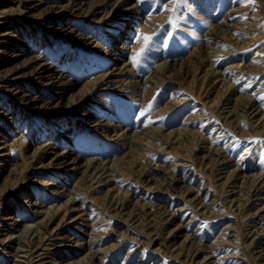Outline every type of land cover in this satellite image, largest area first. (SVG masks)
<instances>
[{
    "label": "bare ground",
    "instance_id": "6f19581e",
    "mask_svg": "<svg viewBox=\"0 0 264 264\" xmlns=\"http://www.w3.org/2000/svg\"><path fill=\"white\" fill-rule=\"evenodd\" d=\"M257 1L261 9H255L260 11L254 13L255 19L233 20V10H248L254 3L232 0L225 16L210 22L204 44L196 50V64L174 71L175 64L163 62L155 76L142 75L138 79L146 85L142 99L171 81L181 88L174 90L158 112H170L191 94L204 102L195 116L204 119L210 117L209 112L233 133L263 136L264 102L257 105L245 84L246 88H238L241 78L234 73L247 67L261 74L264 62L233 63L227 71L218 65L219 58L257 39L254 23L258 14L264 23V0ZM142 3L0 0V264H144L148 254L162 257L160 264L168 257L179 264H225L227 259V264H264V167L250 170L241 155L229 153L227 146L234 138L221 145L222 129L216 130L218 137L214 132L206 135L186 125L191 116L183 126L168 130L149 125L148 119L135 133L120 131L122 127L115 122L91 116L87 102L98 98L112 81L120 82L117 88L127 86L131 81L123 75L132 79L140 74L139 60L134 63L132 58L145 47L143 39L136 41L127 61L118 66L106 61L103 72L79 84L77 90L78 80L63 65L69 57L71 62L78 58L79 47L90 46L106 51V55L114 52L116 59L124 57L126 50L113 47L120 28L115 20L129 17ZM165 9L158 15L147 7L138 32L148 35L156 29L171 13L169 3ZM209 16L206 22L211 20ZM75 18L85 25L77 24ZM109 22L107 39L99 40L94 25ZM259 34L264 37V31ZM263 53L264 48L259 51L260 56ZM224 71L233 77L227 79ZM213 92L212 101L206 100ZM137 95L128 98L134 100ZM103 102L111 106L108 99ZM69 115L81 118L79 123H68ZM61 116L64 120L59 121V128L49 125ZM81 125L100 130L103 139L134 146L136 157L129 151L112 161L95 156L82 160L80 152L66 144L81 130L87 132ZM111 128L113 133H108ZM55 131L61 132L54 140ZM30 133L34 134L32 140ZM158 153H173L176 158L168 166L160 165L155 160ZM124 163L129 165L123 168ZM179 166L201 173L200 183L188 181L186 174L178 172ZM163 197L164 202L158 201ZM175 201L180 202L177 208L172 205ZM185 218L189 221L183 224ZM202 218L228 221L216 238L206 242L201 233L190 232L191 222ZM112 236L115 240L106 244ZM128 240L134 243L125 248ZM136 252L141 253L139 257Z\"/></svg>",
    "mask_w": 264,
    "mask_h": 264
},
{
    "label": "rangeland",
    "instance_id": "374dc122",
    "mask_svg": "<svg viewBox=\"0 0 264 264\" xmlns=\"http://www.w3.org/2000/svg\"><path fill=\"white\" fill-rule=\"evenodd\" d=\"M231 2L232 0H143L142 6L138 10L134 11L132 15H130L127 18L126 16H124L125 19L115 20L116 22L118 21L120 28L118 29V33H119L118 37L114 36L115 39L113 41V47L115 48V50H118V51L126 50V54L124 57L122 56L116 59V56H114V52L112 53L109 52L108 53L109 55L108 54L106 55V51L93 50V49H90L91 48L90 46H87L88 48L79 47L77 50L78 58L75 60L73 59L71 62V58L69 57L66 60V62L63 64L65 68L70 69V71L74 74L76 80H78V87L76 86L75 88L76 90L77 88H79V84L82 86L86 80H89V78H92L96 74H101L104 68L103 64H105L106 61L110 63H115L118 66V65H121L123 61L128 60V56H129V52L131 48L134 47V45L137 44L136 41L139 40V39H136L137 36L139 37L143 33V32L142 33L138 32V28L140 26V21L143 20L146 16L145 14L147 12V7H151L153 9L152 13L160 15L161 13L166 11L165 5L167 3H169V6H171V13L168 15V18L162 21L159 24V26L156 27V29H154L151 33L150 32L148 33V35L151 36L152 39L151 41H149L148 47L146 51L144 52V54L139 58L138 66L141 71L140 74L135 76L137 78L133 77L132 79H130L128 75L121 74L125 78L131 81L127 83L128 88L127 86L122 87V88L118 86L119 88H117L116 86L120 85V82L112 81L109 88L102 90V93L99 94V97L97 96L98 98H94V100L92 99L90 102H87L86 106L90 107L91 116L98 117L96 119H101V120L104 119L103 120L104 122H106L107 120L109 122H115L116 124L120 125V127H122L120 131L124 129L123 131H128L130 133L138 132L135 129H140L144 125H146L148 123V119L151 120L150 123L154 121L153 124L149 123V125H156L157 127H161L166 130L178 129L180 126H183L184 122L189 119V116H191L193 117L192 121L190 120L189 122L188 120V123L186 125L200 129L201 131L203 130L204 134L206 135H210L211 133L214 132L213 134H216V137H218L217 134L222 129L221 133L224 135V137L221 138L222 139L220 141L221 145L226 144L227 140L231 142V140L234 138L233 143L227 146V150L231 154L234 152L233 155H241V157L244 158L243 165L246 168L252 170V169L258 168L259 166L264 167V135L249 137V136H245L242 132L239 133L236 131V133H233L231 128L228 129L226 125H222L224 124L222 120L217 119L214 115L211 116L212 113H209V112L207 116H210V117H206L202 119L198 117V115H196L197 116L196 118L195 114L196 112L199 111V108L202 107V104L204 102L203 100H198L197 98L193 97L190 93H189L190 97L188 96L187 99L182 102V104L179 103L178 105L175 106V108L170 110V112H167L165 114L160 113L162 107L170 100L172 94L174 93V90L179 89L181 87L179 86V84H173V82L169 81L165 83L164 85L160 86L158 89H156L155 90L156 92L154 91L151 97L147 99H142V95H144L143 94L144 92L142 91H144V88L146 87V85H144L143 82L138 80L142 77V75L143 76L148 75L151 77L155 76L156 73L158 72V65L163 62H167L172 65L175 64V66H173L175 67L174 71L180 70L181 66L190 67L193 64H196V61L199 59V55L196 50H198L199 47H201V45L204 44V38L206 37V34L209 30L210 22L218 21L221 17H224L226 12L231 9ZM256 8L261 9V5L259 1L257 0H255L254 4L248 10H244V11L233 10V12H231L232 17H234L233 20L243 18V20L245 21H250V19L254 18L253 15L257 11V10L255 11ZM208 10L211 13L210 16L208 15ZM257 12L260 14V11H257ZM259 14L256 17L258 20H256V22L254 23L255 27L252 25V27H254L253 30L255 31V32L253 31V35L255 34L254 36H257V39L255 40L256 42L254 41L255 44L253 43L251 45H248L245 48L239 49V51L236 50L237 53L234 52L235 54L231 53L229 54V56H224L222 58H219L220 61L218 60V63L220 64L218 65L219 67H222V70L223 69L226 70L227 66H230L233 63L238 64V62L242 66L247 65L251 62H255L256 60L257 61L262 60L264 62V53L261 54V56L259 54V51L262 48H264V43H262L264 42V37L263 36L261 37V35L259 34L262 31H264V25H263L264 23L263 24L261 23V20L259 18L262 16ZM207 16L211 18L209 22L205 21V18ZM72 20L74 19L71 18V21ZM75 21L78 22L77 24H80V18H75ZM84 25H85V22L83 21V23L80 24V26H84ZM108 25H112V22H109L106 24H95L94 25V32H96L97 36L99 37L98 38L99 40L105 41L107 39L108 36H106L107 35L106 27ZM256 26L257 27L259 26V27L256 28ZM260 27L262 29H260ZM121 45H124V47H122ZM139 50H137L136 53ZM256 57H259V58H256ZM89 58H91L92 61L89 60ZM223 76H225L227 79L228 78L231 79V77H233L232 74H229V72H225V71H224ZM235 76L237 79L241 78L239 79L240 81H238L239 86L237 87L246 88L244 86L245 85L248 86L247 91L253 94L252 96H253V99L255 100V103L257 105H260V104L262 105L264 102V99L263 100L261 99V96L264 94L263 93L264 87H262L264 86L263 85L264 84V72H261V74L260 72L259 73L252 72V70H248V68L245 67V71H241V70L235 71L234 77ZM253 77H255L256 79ZM244 81L247 83H245ZM259 87H260V90L258 89ZM121 89H123V91H121ZM258 90L261 91L260 92L261 94L257 92ZM137 93H138V95L136 96L137 98L135 97L134 100H130L128 98L129 95L137 94ZM215 94H216L215 92H213L212 94H209L206 100L212 101ZM106 99H108V103H110L111 106H106V103L103 102V100H106ZM149 106H151L150 110L146 111L149 109ZM195 109L197 110L194 111ZM158 110L160 111L158 112ZM192 112H195L194 116L191 115ZM141 113H146V114L141 115ZM157 115H159L160 117ZM56 119L57 121L51 120L49 122V125L51 124V127L54 126V129L59 128L61 126V124L59 123H62L59 121L64 120L62 116L56 117ZM68 119H69L68 123L70 122L79 123V119L81 118H77L72 115H69ZM93 119H95V117H93ZM199 122L202 125L204 124V126H202ZM208 122H211V123L208 124ZM214 125L216 126L215 128H213ZM80 128L86 130L87 132H84L81 130L77 138L70 139V141L66 142V144L67 145L71 144L70 146H68V149H73L74 151L80 152V155L82 156V160H86V158L95 156V157H98L102 161L107 160V159L112 161V160H115L119 156H123L125 153L129 151L131 152V155H133V153H135L136 151V148L134 146H131L130 144L121 143L117 141H110V140L101 138L100 130L97 131L95 130V128L92 129L90 127H87V125H81ZM209 128L212 130H210ZM216 130H218V132ZM61 131H55V134L53 136L54 140L58 138L57 137L59 136L58 132H61ZM209 131L211 132L208 134ZM222 131L224 132L226 131L227 133L226 132L224 133ZM82 132L85 133L83 137L81 135ZM107 132L113 133L112 128L109 129ZM102 133H105V132H103L102 130ZM33 137H34L33 133H30L28 136L29 140H32ZM136 137H138V135ZM236 139H237V142H236ZM33 149L34 148H31L29 151L32 152ZM179 155L181 156V154ZM153 156H156V155H153ZM135 157H136V153H135ZM129 158L131 157L128 155V159ZM173 158L174 159L176 158L175 154L173 153L171 154L170 153L168 154L158 153L157 156L155 157V160L157 159L156 161L160 162V165L166 164V166H168L170 162L174 160ZM125 165L128 166L129 164L124 163L122 164V167L123 168L126 167ZM187 169H190V168L179 166L178 172H182L186 174L187 180L189 181L190 179L194 185L199 184L201 181V176H202L201 173L196 174L194 173L195 172L194 170L191 171ZM162 174L163 173H160L158 174V176H162ZM73 179L74 181H76L77 177L73 176ZM124 184L130 185L129 182H125ZM212 193H214V190ZM210 196H212V194H210ZM165 198L166 197H163V199H158V201H161V200L163 201ZM167 202H170V201L167 200ZM179 204L180 202H176V201L173 202L172 204L174 206L173 208H177ZM230 217L228 218L230 219ZM228 218L226 219L227 221H228ZM222 219L224 218H221V219L211 218L207 220H203L202 218L201 220L200 219L193 220L190 224V232L191 233L197 232V234L201 233L200 236L203 235L204 237L203 236L202 237L206 239V242H209L213 240L214 238H216L217 232L221 231L220 230L221 227L226 225L227 221L225 219L224 220ZM188 221H189V218H185L182 222L183 224H185ZM214 231L216 234L214 233ZM143 235L141 236L144 237ZM114 240H115V236H112L109 238V241L106 244L112 243ZM133 243L128 240L125 242L124 247L127 248L131 246L130 244H133ZM223 251L224 250L220 249L219 252L224 254ZM140 254H141L140 252H136L134 255L139 257ZM223 254H219V255L221 256ZM153 255L154 254H150V255L148 254L145 258L146 260L144 264H160L163 258L160 257L159 259H157ZM228 261L229 260L227 259L225 264H227ZM166 263L167 264H179V260L168 257L165 264Z\"/></svg>",
    "mask_w": 264,
    "mask_h": 264
},
{
    "label": "snow or ice",
    "instance_id": "6c2138e0",
    "mask_svg": "<svg viewBox=\"0 0 264 264\" xmlns=\"http://www.w3.org/2000/svg\"><path fill=\"white\" fill-rule=\"evenodd\" d=\"M251 2H255V0H251ZM137 39H143L145 41V47L144 48H141L135 56H133V62H137L139 60V58L144 54V52L146 51L147 47H148V44H149V41H151L152 37L151 36H148L147 34H141L139 37H137ZM264 43V42H262ZM261 99H264V97H261ZM151 108V106H149V109L146 110V111H149ZM146 113H141V115H145Z\"/></svg>",
    "mask_w": 264,
    "mask_h": 264
}]
</instances>
